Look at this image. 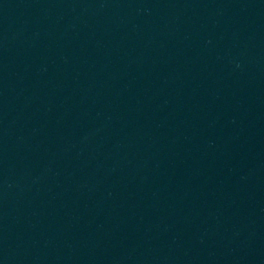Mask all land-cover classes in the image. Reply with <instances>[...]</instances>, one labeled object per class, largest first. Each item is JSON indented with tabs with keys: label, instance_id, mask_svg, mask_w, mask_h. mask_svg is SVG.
<instances>
[{
	"label": "water",
	"instance_id": "water-1",
	"mask_svg": "<svg viewBox=\"0 0 264 264\" xmlns=\"http://www.w3.org/2000/svg\"><path fill=\"white\" fill-rule=\"evenodd\" d=\"M0 264H264V0H0Z\"/></svg>",
	"mask_w": 264,
	"mask_h": 264
}]
</instances>
